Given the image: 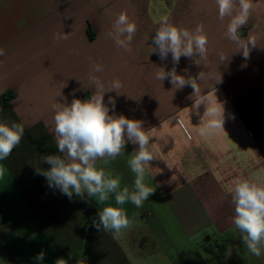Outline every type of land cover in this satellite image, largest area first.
I'll return each instance as SVG.
<instances>
[{
	"label": "crops",
	"instance_id": "1",
	"mask_svg": "<svg viewBox=\"0 0 264 264\" xmlns=\"http://www.w3.org/2000/svg\"><path fill=\"white\" fill-rule=\"evenodd\" d=\"M253 4L239 35L255 37L258 45L245 60L226 38L229 19L218 18L215 0H0V121L25 128L20 144L0 161V264H264V253L257 258L242 244L229 195L236 179L264 173V0ZM121 12L137 25L131 53L107 35ZM164 20L189 30L203 24L207 61L197 65L182 56L175 68L186 77L205 71L200 94L214 100L216 88L225 131L200 136L205 109L189 114L193 89L174 90L169 79H155L158 67H174L171 53L165 60L150 53ZM56 34L68 38L57 41ZM220 54L227 57L223 63ZM92 64L103 66L95 75L106 87L116 79L123 85L120 95L104 94L110 114L142 120L164 137L151 141L158 158L150 161L145 183L155 191L140 208L123 205L131 223L119 235L93 226L102 207L95 200L69 199L36 174L35 166L50 167L44 156L59 154L52 105L89 98ZM220 74L222 83L214 84ZM137 149L128 142L123 155L96 166L132 190L135 174L127 161ZM41 251L45 258L38 262Z\"/></svg>",
	"mask_w": 264,
	"mask_h": 264
},
{
	"label": "clouds",
	"instance_id": "2",
	"mask_svg": "<svg viewBox=\"0 0 264 264\" xmlns=\"http://www.w3.org/2000/svg\"><path fill=\"white\" fill-rule=\"evenodd\" d=\"M218 9V18L223 21L229 19L226 38L238 46L245 60L250 58V51L255 48L257 40L249 36L246 40L239 35V30L246 25L253 10V0H215ZM137 31V25L130 20L126 12L119 13L112 23V29L107 34L115 45L131 53V41ZM66 34H56L55 40L67 39ZM152 51L157 53L161 60L167 59L171 53L174 67L166 71L158 67L155 79L164 81L169 79L174 90L190 86L193 89V104L189 114L199 116V108L204 106V113L197 129L200 136H211L224 130L225 108L224 103L201 95L199 84L205 77V71L199 72L197 77L179 75L175 65L179 64L182 56L192 59L197 65L207 61L208 38L203 24H198L194 30L182 28L167 20L161 21L152 39ZM4 50L0 49V56ZM221 63L227 60L220 54ZM207 67V64H203ZM103 71L101 64H92L89 72V83L94 86L93 93L88 99L81 101L73 99L71 103H54V136L57 152L42 158L43 163L50 165L47 169L36 167V174L43 175L49 187L59 189L62 194L72 199L73 194L81 199L86 197L95 200L99 207L98 220H93V226L98 231L119 235L129 227L131 221L123 205L131 202L137 208L149 199L155 189L145 183L147 172L152 168L150 161L157 159L152 149L153 139H164L156 136L150 129L143 127L144 122L129 119L124 115L110 114L109 107L104 102L106 92L115 91L120 95L123 87L116 79L109 86L95 75ZM222 83V76L215 79V83ZM109 103L115 107V101L109 97ZM206 118V119H205ZM25 128L17 122L0 121V161L6 160L16 148L24 135ZM128 142L138 145L132 151L127 163L135 174L134 186L121 189L119 177H113L111 172L97 168V161L106 158L115 159L123 155ZM166 142V141H165ZM4 175V168L0 167V177ZM230 203L234 208L232 224L238 229L240 239L247 250L259 258L264 253V173L256 175L255 179H236L229 193ZM114 196V204L110 203ZM45 252L41 251L34 258L42 262ZM56 264H67L64 259H57Z\"/></svg>",
	"mask_w": 264,
	"mask_h": 264
},
{
	"label": "trees",
	"instance_id": "3",
	"mask_svg": "<svg viewBox=\"0 0 264 264\" xmlns=\"http://www.w3.org/2000/svg\"><path fill=\"white\" fill-rule=\"evenodd\" d=\"M88 34H89V37H90V38H93V37H92V31H91V28H90V27L88 28Z\"/></svg>",
	"mask_w": 264,
	"mask_h": 264
}]
</instances>
